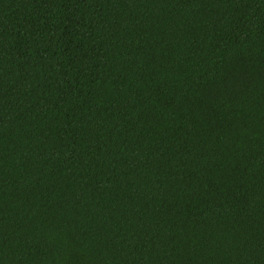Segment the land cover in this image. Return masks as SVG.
Masks as SVG:
<instances>
[{
	"label": "trees",
	"instance_id": "obj_1",
	"mask_svg": "<svg viewBox=\"0 0 264 264\" xmlns=\"http://www.w3.org/2000/svg\"><path fill=\"white\" fill-rule=\"evenodd\" d=\"M0 264H264V0H0Z\"/></svg>",
	"mask_w": 264,
	"mask_h": 264
}]
</instances>
